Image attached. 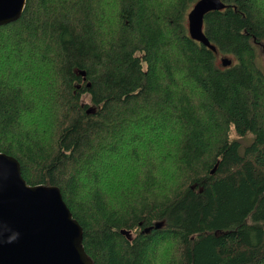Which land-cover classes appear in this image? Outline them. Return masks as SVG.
Masks as SVG:
<instances>
[{"label":"trees","instance_id":"1","mask_svg":"<svg viewBox=\"0 0 264 264\" xmlns=\"http://www.w3.org/2000/svg\"><path fill=\"white\" fill-rule=\"evenodd\" d=\"M196 1L25 0L0 26V153L92 264H264V0L204 15L216 52Z\"/></svg>","mask_w":264,"mask_h":264},{"label":"water","instance_id":"2","mask_svg":"<svg viewBox=\"0 0 264 264\" xmlns=\"http://www.w3.org/2000/svg\"><path fill=\"white\" fill-rule=\"evenodd\" d=\"M24 5L25 0H0V26L18 19ZM225 6L221 0H197L186 16L189 36L213 52L217 50L203 30L204 15ZM230 64L231 59L221 58L223 67ZM120 232L131 239L128 230ZM0 264H92L82 245V228L60 190L56 186L28 185L17 160L2 153Z\"/></svg>","mask_w":264,"mask_h":264},{"label":"rangeland","instance_id":"3","mask_svg":"<svg viewBox=\"0 0 264 264\" xmlns=\"http://www.w3.org/2000/svg\"><path fill=\"white\" fill-rule=\"evenodd\" d=\"M260 1V0H259ZM186 25H187V22H186ZM258 59H259V62H260V64H261V67L263 68V70H264V47H262V48H259L258 49ZM220 58H221V55H219L218 56V59H217V62L218 63H220ZM124 149V148H123ZM126 155H124V157H125ZM110 159H112V158H109L108 160H110ZM120 162V161H119ZM119 162H116V163H119ZM112 173H114V171H111ZM103 176V177H102ZM101 176V184H103V183H106V181L108 180V178H106L105 176L106 175H102ZM105 177V178H104ZM102 178H104L103 180H102Z\"/></svg>","mask_w":264,"mask_h":264}]
</instances>
